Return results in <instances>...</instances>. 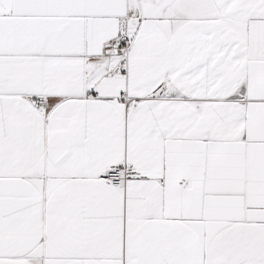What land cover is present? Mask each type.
I'll list each match as a JSON object with an SVG mask.
<instances>
[{"label": "snow or ice", "instance_id": "snow-or-ice-1", "mask_svg": "<svg viewBox=\"0 0 264 264\" xmlns=\"http://www.w3.org/2000/svg\"><path fill=\"white\" fill-rule=\"evenodd\" d=\"M0 264H264V0H0Z\"/></svg>", "mask_w": 264, "mask_h": 264}]
</instances>
